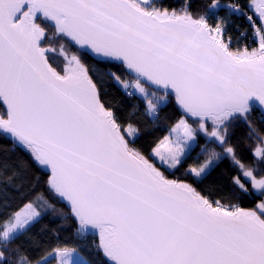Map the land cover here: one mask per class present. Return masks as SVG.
<instances>
[{
    "label": "snow or ice",
    "instance_id": "6c2138e0",
    "mask_svg": "<svg viewBox=\"0 0 264 264\" xmlns=\"http://www.w3.org/2000/svg\"><path fill=\"white\" fill-rule=\"evenodd\" d=\"M0 264H264V0H0Z\"/></svg>",
    "mask_w": 264,
    "mask_h": 264
}]
</instances>
